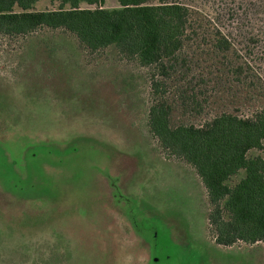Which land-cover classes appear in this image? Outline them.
<instances>
[{"label":"rangeland","instance_id":"1","mask_svg":"<svg viewBox=\"0 0 264 264\" xmlns=\"http://www.w3.org/2000/svg\"><path fill=\"white\" fill-rule=\"evenodd\" d=\"M185 1L228 23L248 0ZM24 44L0 55V264H264L209 235L200 179L148 132L144 69L61 32Z\"/></svg>","mask_w":264,"mask_h":264},{"label":"trees","instance_id":"2","mask_svg":"<svg viewBox=\"0 0 264 264\" xmlns=\"http://www.w3.org/2000/svg\"><path fill=\"white\" fill-rule=\"evenodd\" d=\"M38 1L0 0V55L61 32L144 69L148 132L200 179L213 241L264 248V0L239 4L228 23L185 0Z\"/></svg>","mask_w":264,"mask_h":264}]
</instances>
